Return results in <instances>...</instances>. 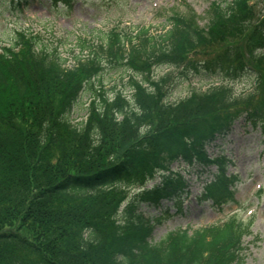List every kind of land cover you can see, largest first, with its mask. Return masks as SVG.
<instances>
[{
    "label": "trees",
    "instance_id": "obj_1",
    "mask_svg": "<svg viewBox=\"0 0 264 264\" xmlns=\"http://www.w3.org/2000/svg\"><path fill=\"white\" fill-rule=\"evenodd\" d=\"M46 1L71 11L80 0ZM39 2L0 0V8L22 11ZM188 10L170 11L160 40L147 28L112 30L96 44L80 39L82 55L70 66L27 32L0 45V264H245V232L234 218L179 230L153 245L154 230L169 210L158 218L141 211L165 202L182 211L189 185L180 168L171 169L175 163L216 165L200 200L219 209L231 203L235 178L226 172L232 161H211L209 148L225 142L239 121L264 133V72L254 71L235 46L224 57L194 59L229 33L249 30L246 48L263 61L264 17L251 23L247 0H231L214 4L201 27ZM163 66L184 67L188 79L256 74L254 94L261 99L233 114L225 110L234 101L225 87L165 102L169 77L152 75ZM106 68L137 75L130 78V98L109 97L96 87ZM88 93V118L77 127L71 116ZM208 107L217 112L210 116Z\"/></svg>",
    "mask_w": 264,
    "mask_h": 264
},
{
    "label": "rangeland",
    "instance_id": "obj_2",
    "mask_svg": "<svg viewBox=\"0 0 264 264\" xmlns=\"http://www.w3.org/2000/svg\"><path fill=\"white\" fill-rule=\"evenodd\" d=\"M40 1L22 11L11 12L7 6L0 8L3 12L0 15V45H10L18 31H26L39 36L51 49H56L57 54L68 59L67 65L70 66L74 64L75 56L82 55L78 44L80 39L96 44L103 42L104 35L112 30L131 34L142 28L149 29L151 36L157 39L166 29L167 15L171 14L172 9H178L180 13L186 10L188 13L190 9L192 11L190 16L198 20L201 27H206L214 4L231 0H82L77 2L71 11L59 4L54 6L46 0ZM247 3L253 11L251 23L264 17V0H247ZM250 32L247 30L242 36L229 33L207 52L198 54L194 59L203 62L224 57L226 51L235 46L241 50L244 60L254 71L264 72V49H260L258 53V57L261 56L263 60L259 61L260 57L255 59L246 48L245 39ZM93 54L97 56L98 52ZM152 75L156 80L169 77L165 87L168 95L165 102L173 104L191 95H206L213 87H225L230 90L234 101L225 110L231 114L246 108L251 99H254V102L261 99L254 94L257 77L253 73V76L238 79L222 77L188 79L184 77V67L163 66L154 69ZM136 76L125 69L106 68L100 76L102 83L96 81L94 84L96 87H102L109 97L122 93L130 98L132 96L130 78L136 79ZM143 79L144 77L138 78ZM92 100V94L82 96L71 116L73 125L80 127V124L86 122ZM206 109L208 111L205 112H209L210 116L217 112L214 107ZM217 143L219 147H212L209 155L212 158L226 155L234 162L227 174L237 178L238 187L234 204H228L219 211L210 203L200 200L206 184L214 181L213 173L217 171L216 166L175 163L171 169H181V176L189 185V194L184 197L182 211L179 212L170 202H165L160 209L141 206V211L147 218L161 217L163 209H168L170 213L161 225L156 226L150 241L157 245L171 233L184 229L196 231L220 224L235 215V221L242 224L245 232L241 235L245 264H264V133L261 130L246 128L244 123L239 121L224 145L221 146L222 142ZM156 182L158 178L147 187ZM132 192L133 189L127 191Z\"/></svg>",
    "mask_w": 264,
    "mask_h": 264
}]
</instances>
